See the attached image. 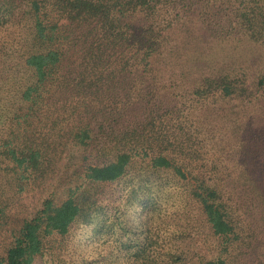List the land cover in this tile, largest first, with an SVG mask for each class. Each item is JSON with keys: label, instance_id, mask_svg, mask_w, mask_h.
<instances>
[{"label": "trees", "instance_id": "obj_1", "mask_svg": "<svg viewBox=\"0 0 264 264\" xmlns=\"http://www.w3.org/2000/svg\"><path fill=\"white\" fill-rule=\"evenodd\" d=\"M207 39L264 0H0V264H264V71Z\"/></svg>", "mask_w": 264, "mask_h": 264}, {"label": "rangeland", "instance_id": "obj_2", "mask_svg": "<svg viewBox=\"0 0 264 264\" xmlns=\"http://www.w3.org/2000/svg\"><path fill=\"white\" fill-rule=\"evenodd\" d=\"M207 59L210 66L220 69H248L249 74L264 71V46L251 43L247 39L218 41L207 39ZM260 110V125L264 126V99ZM91 228L76 227L69 238L70 249L67 251V264H87L99 251L103 239L94 237Z\"/></svg>", "mask_w": 264, "mask_h": 264}]
</instances>
